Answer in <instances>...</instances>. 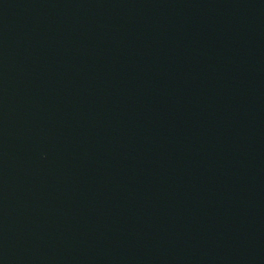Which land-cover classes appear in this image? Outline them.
<instances>
[{"label": "water", "instance_id": "water-1", "mask_svg": "<svg viewBox=\"0 0 264 264\" xmlns=\"http://www.w3.org/2000/svg\"><path fill=\"white\" fill-rule=\"evenodd\" d=\"M0 264H264V0H0Z\"/></svg>", "mask_w": 264, "mask_h": 264}]
</instances>
